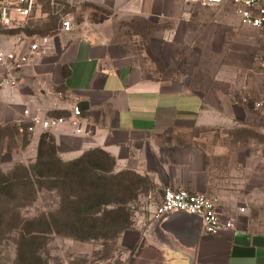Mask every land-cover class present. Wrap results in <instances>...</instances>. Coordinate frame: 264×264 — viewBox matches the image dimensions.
Here are the masks:
<instances>
[{"label": "crops", "instance_id": "1", "mask_svg": "<svg viewBox=\"0 0 264 264\" xmlns=\"http://www.w3.org/2000/svg\"><path fill=\"white\" fill-rule=\"evenodd\" d=\"M83 4L108 15L47 37L44 55L22 69L18 87L0 90V126H13L26 108L71 118L78 106L80 132L66 124L49 133L62 159L101 150L114 159L116 172L149 178L163 191L205 194L234 223L208 235L188 215L152 219L124 231L126 264H264V225L243 215L247 204L220 186L207 157L190 146L194 127L214 124L210 111L235 116L240 97L235 101L223 80L226 67L232 76L240 70L234 26L218 23L210 8H194L190 0H77L79 11ZM11 32L0 33L1 47L28 52L32 43ZM209 77L194 87L195 79ZM40 135L29 136L35 146Z\"/></svg>", "mask_w": 264, "mask_h": 264}, {"label": "rangeland", "instance_id": "2", "mask_svg": "<svg viewBox=\"0 0 264 264\" xmlns=\"http://www.w3.org/2000/svg\"><path fill=\"white\" fill-rule=\"evenodd\" d=\"M49 1L37 0L33 14L21 21L17 28H11V34L35 44L58 31ZM190 1L194 8H202L199 0ZM206 7L210 8V16L218 19V23L234 26V39L240 44V70L232 76L234 70L229 71L226 67L223 80L230 85L234 100L240 99L232 118L210 111L208 119H204L214 124L194 127L190 132L194 138L190 146L207 157L213 176L221 179L220 186L233 192L234 200L247 204L243 215L257 225H264V43L258 30L240 22L230 4ZM63 10L72 15L74 25L86 21L96 23L108 15L106 11L88 4L81 5L80 11L78 7L66 4ZM208 30V33L212 32L210 28ZM224 47L225 53L231 49L228 42ZM225 57L227 59V55ZM220 58L221 54H218L217 59ZM207 59L212 61V55ZM206 80L211 82L213 79H195L194 87ZM9 133L5 137L0 135V172L3 173H10L18 164H29L35 155L32 140L23 145L19 139L11 140ZM114 171H118L116 166ZM147 179L150 184L147 194L131 201L127 205L129 212H124L129 220L127 229L136 231L148 225L161 202L163 190ZM51 198L45 192L34 204L25 195L0 198V219L5 221L0 231V264L127 263L129 253L121 243L124 232L102 233L99 238L87 242L62 235L34 239L32 244L22 242L15 230H11V225L19 219L38 216L41 210L52 204Z\"/></svg>", "mask_w": 264, "mask_h": 264}, {"label": "trees", "instance_id": "3", "mask_svg": "<svg viewBox=\"0 0 264 264\" xmlns=\"http://www.w3.org/2000/svg\"><path fill=\"white\" fill-rule=\"evenodd\" d=\"M8 131L11 140L19 139L23 145L30 141L26 134L18 136L14 126L0 127L2 137ZM114 166V159L97 149L64 160L53 137L40 135L29 164H18L10 173L0 172V198L25 195L34 204L45 192L53 198L52 204L38 216L17 220L11 230L30 244L47 236L87 242L102 233L124 232L129 225L127 205L147 194L150 184L146 177L133 172H115ZM3 226L5 221L0 219V231Z\"/></svg>", "mask_w": 264, "mask_h": 264}, {"label": "built area", "instance_id": "4", "mask_svg": "<svg viewBox=\"0 0 264 264\" xmlns=\"http://www.w3.org/2000/svg\"><path fill=\"white\" fill-rule=\"evenodd\" d=\"M202 6L230 4L240 22L258 30L264 43V0H199ZM37 0H0V33L12 27H18L21 21L28 19L34 12ZM66 4L76 6L77 0H50L49 5L56 16L58 32L69 33L74 29L72 15L64 12ZM47 38L31 44L28 52L5 51L0 45V90L15 89L20 83L19 73L32 64L37 57L44 55ZM71 118L42 116L23 109L21 118L13 123L18 136L33 135L36 131L49 134L66 124L78 133L77 121L81 111L78 106L70 110ZM243 212L242 209L239 210ZM172 213H181L199 220L202 230L208 235H217L222 230L234 229L230 219H223L217 210L215 201L205 194L194 193L186 189L167 188L163 191L161 202L154 212V219L160 220Z\"/></svg>", "mask_w": 264, "mask_h": 264}, {"label": "water", "instance_id": "5", "mask_svg": "<svg viewBox=\"0 0 264 264\" xmlns=\"http://www.w3.org/2000/svg\"><path fill=\"white\" fill-rule=\"evenodd\" d=\"M185 215V214H184ZM189 217H191V216H189ZM192 218H194V217H192ZM194 219H196V218H194ZM198 222H199V220L198 219H196Z\"/></svg>", "mask_w": 264, "mask_h": 264}]
</instances>
